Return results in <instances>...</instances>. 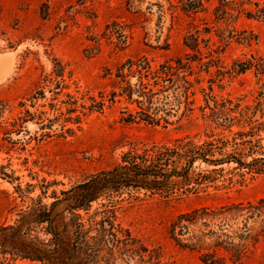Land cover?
I'll return each mask as SVG.
<instances>
[{
	"label": "rangeland",
	"instance_id": "obj_1",
	"mask_svg": "<svg viewBox=\"0 0 264 264\" xmlns=\"http://www.w3.org/2000/svg\"><path fill=\"white\" fill-rule=\"evenodd\" d=\"M196 1L203 7L192 11V0H0V54L11 61V75L0 83V173L10 178L0 176V226L13 224L30 199L62 207L73 188L119 164L129 150L186 136L202 140L211 133L232 137L248 131L236 124L230 132L219 127L213 113L223 106H239L228 113L235 122L248 108L247 116L254 114L257 121L253 125L264 124V77L254 69L232 73L238 61L264 58V20L240 14L231 23L218 21L213 11L218 0ZM251 2L264 6V0ZM196 30L209 39L208 47L200 43L199 53L184 45ZM142 61L151 72L181 61L179 76L189 82L142 77L154 94L157 112L150 113L156 123L138 114L137 93L131 100L122 95L125 84L118 72L136 88V65ZM255 139L264 148V127ZM235 167H218L224 170L218 189L180 191L169 201L143 192L132 193L138 199L112 198L107 207L115 212L112 227L85 222L100 249L93 264H203L197 252L173 242L170 225L193 208L264 198V172H242L232 185L222 181ZM106 203L100 199L80 214L98 223L102 215L95 214ZM253 228L262 230L261 224ZM5 252L0 249V264H39ZM225 264H264V234L247 258Z\"/></svg>",
	"mask_w": 264,
	"mask_h": 264
},
{
	"label": "trees",
	"instance_id": "obj_2",
	"mask_svg": "<svg viewBox=\"0 0 264 264\" xmlns=\"http://www.w3.org/2000/svg\"><path fill=\"white\" fill-rule=\"evenodd\" d=\"M251 5L254 8H250ZM188 7L195 11L203 5L192 0ZM213 11L218 21L231 23L240 14L249 19L264 20V6L252 4L251 0H218V6ZM233 13L236 15L233 16ZM204 31L209 33V28ZM195 33L185 37L184 45L192 52L199 53L200 43L208 47L209 39L200 38L198 30ZM129 64L131 69L134 63ZM182 67L181 61L176 62V66L166 62L158 70L151 72L150 66L142 61L136 65L135 73L139 75V85L136 88L125 80L120 70L118 77L124 79L122 81L125 84L122 95L131 100L133 93H137L141 100L133 102L139 105L138 114L144 117V121L156 123L158 121L152 117L154 113H150L157 112L152 109L154 94L141 79L153 75L154 79L172 84L175 76L177 81L189 86L186 78L179 76L178 71ZM250 69L264 77V58L251 57L244 62L238 61L233 64L232 73L241 74ZM238 108L236 106L231 110L223 106L213 115L216 121L222 122L219 127H224V130L230 132L236 124L241 128L249 127L248 131H238L232 137L224 133H211L204 135L202 140L197 135L186 136L169 145L152 144L139 151L129 150L122 155L119 164L92 175L73 188L70 191L72 194L65 198V201L72 203L56 214H53L56 204L47 207L40 198L30 199L31 205L20 210L13 224L0 226L2 254L9 251L17 258L39 264H93L92 258L100 249L94 243L95 237L89 236L90 231L84 230L85 222L112 227L116 219L115 212L107 207H110L115 196L127 194L129 198H135L132 193L143 192L145 197L169 201L180 191H205L210 187L218 189L220 186L216 182L222 179L224 171L218 167L223 165H236L229 172L230 177L222 180L227 185L233 184L235 176H243L242 172H264V148L261 139H255L264 124L253 125L257 121L252 120L254 114L247 116L245 112L248 108L239 112L240 119L235 122L236 118H231L228 113ZM128 116L130 119L134 118L131 114ZM226 123L230 124L225 127ZM258 153H261V157H254ZM202 165L204 168H201ZM0 176L10 179L5 173H0ZM17 192L22 194L21 190ZM100 199L107 201V205L101 204L105 209L95 214L102 215L101 220L96 223L94 217H91L85 221L80 212L88 214L91 204ZM255 224H261L260 232H254ZM261 234H264V198L255 202L193 208L178 214L169 229L173 242L179 248L197 252L203 264L241 262L251 254V249Z\"/></svg>",
	"mask_w": 264,
	"mask_h": 264
},
{
	"label": "crops",
	"instance_id": "obj_3",
	"mask_svg": "<svg viewBox=\"0 0 264 264\" xmlns=\"http://www.w3.org/2000/svg\"><path fill=\"white\" fill-rule=\"evenodd\" d=\"M2 55V56H1ZM3 59H2V58ZM5 59H6V61H5ZM4 60V61H3ZM8 60V61H7ZM0 61L2 62V64L4 65H6L7 67H5L6 69L8 68V67H10V70L8 71V73L0 80V83L2 82V81H4V80H6L7 78H9L10 77V75H11V61H10V58L8 57V56H6V55H3V54H0ZM7 62V63H6ZM9 63V64H8ZM4 67V66H3Z\"/></svg>",
	"mask_w": 264,
	"mask_h": 264
},
{
	"label": "bare ground",
	"instance_id": "obj_4",
	"mask_svg": "<svg viewBox=\"0 0 264 264\" xmlns=\"http://www.w3.org/2000/svg\"><path fill=\"white\" fill-rule=\"evenodd\" d=\"M2 56V55H1ZM2 58V57H1ZM3 59V58H2ZM4 61V60H3ZM6 61V59H5ZM8 61V60H7ZM7 63V62H6ZM9 64V63H8ZM7 65V64H6ZM5 64L3 65L2 62L0 61V80L8 73V71L10 70V67H8L7 69L5 67H7ZM4 66V67H3ZM11 66V65H10Z\"/></svg>",
	"mask_w": 264,
	"mask_h": 264
},
{
	"label": "water",
	"instance_id": "obj_5",
	"mask_svg": "<svg viewBox=\"0 0 264 264\" xmlns=\"http://www.w3.org/2000/svg\"><path fill=\"white\" fill-rule=\"evenodd\" d=\"M65 203H66V204L63 205L62 207H60V206H61V205H60V206H58L57 208H55L53 214L59 213V208L61 209V208L64 207V209H65V207L68 206L69 204H71L72 202L66 201Z\"/></svg>",
	"mask_w": 264,
	"mask_h": 264
}]
</instances>
